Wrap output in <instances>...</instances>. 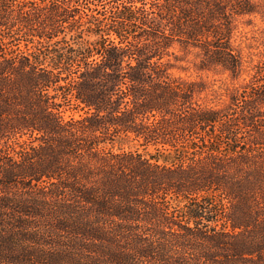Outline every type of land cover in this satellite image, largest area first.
<instances>
[{"label":"trees","instance_id":"obj_1","mask_svg":"<svg viewBox=\"0 0 264 264\" xmlns=\"http://www.w3.org/2000/svg\"><path fill=\"white\" fill-rule=\"evenodd\" d=\"M256 14L0 0V264H264V29H240ZM189 54L225 79L175 77Z\"/></svg>","mask_w":264,"mask_h":264},{"label":"rangeland","instance_id":"obj_2","mask_svg":"<svg viewBox=\"0 0 264 264\" xmlns=\"http://www.w3.org/2000/svg\"><path fill=\"white\" fill-rule=\"evenodd\" d=\"M264 2V0H258ZM240 29L244 32L245 36L249 38L247 42L251 43L253 37L258 36L259 32L264 29V16L262 14H256L254 16L243 17L240 21ZM195 57L193 54H189L184 62L172 69V74L182 80L187 81H208L213 79H225V76L214 74L213 72H201L195 66ZM220 82L217 83V85ZM216 87V86H215ZM202 97L204 100L212 102L213 96L210 92H203ZM216 101V99H215ZM220 101V99H218ZM71 112L67 111L66 115H70Z\"/></svg>","mask_w":264,"mask_h":264}]
</instances>
